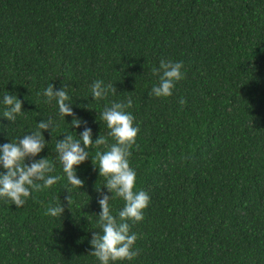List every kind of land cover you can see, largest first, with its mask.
Instances as JSON below:
<instances>
[{"label":"trees","instance_id":"obj_1","mask_svg":"<svg viewBox=\"0 0 264 264\" xmlns=\"http://www.w3.org/2000/svg\"><path fill=\"white\" fill-rule=\"evenodd\" d=\"M162 58L184 63L167 98L149 95ZM94 80L115 91L94 100ZM49 84L67 85L73 115L45 103ZM5 89L24 112L0 117V144L53 120L36 159L62 178L21 207L0 199V264H99L89 241L108 193L92 159L105 146H89L72 187L55 145L85 127L113 143L100 113L128 96L130 166L150 203L130 222L139 256L117 264H264V0H0V100ZM110 204L117 215L124 201Z\"/></svg>","mask_w":264,"mask_h":264},{"label":"clouds","instance_id":"obj_2","mask_svg":"<svg viewBox=\"0 0 264 264\" xmlns=\"http://www.w3.org/2000/svg\"><path fill=\"white\" fill-rule=\"evenodd\" d=\"M183 68V61L162 58L159 66L152 69V74L158 77V83L153 84L149 95L157 98L171 96L176 83L185 78ZM90 88L91 97L97 101L105 99L109 91H115V88L105 85L102 80H94ZM66 89L67 85L54 89L53 84H49L43 90L45 103L54 100L61 119L73 115L72 100ZM183 103L185 101L182 99L181 104ZM0 106H3L0 117L10 122L16 121L24 112L22 100L17 94L6 89ZM132 106L133 99L128 96L123 100L111 102L110 106L106 104L100 113L101 120L109 129L107 136L112 138L113 143L109 144L107 137L100 135L93 140L91 128L85 127L79 133V138H74L68 132L55 145L63 174L72 187H81L84 183L77 175V168L89 158V146H105V150L97 151L95 159H92L94 166L98 168L99 176L105 178L103 186L107 188L108 193L98 200L100 212L97 223L102 231L94 232L89 241L92 246L91 253L99 264L131 262L140 254L136 247L138 237L130 230V222L137 223L144 219V209L150 203V196L147 191L137 187V173L130 166L129 157L139 132L138 125L134 124L132 112L127 111ZM71 124L79 127L81 121L74 117ZM49 125L53 126L54 121L42 119L37 121L34 131L0 144V199L21 207L30 197L35 199V192L50 188L62 178L51 174L54 165L48 159H36L45 147L43 131L48 130ZM97 191H100V188ZM116 198L122 199L124 206L114 215L110 200ZM64 211L65 208L61 204L46 209V213L53 217L63 214Z\"/></svg>","mask_w":264,"mask_h":264}]
</instances>
